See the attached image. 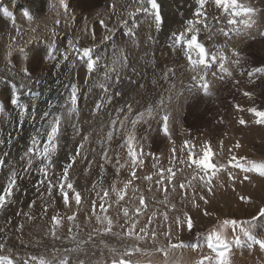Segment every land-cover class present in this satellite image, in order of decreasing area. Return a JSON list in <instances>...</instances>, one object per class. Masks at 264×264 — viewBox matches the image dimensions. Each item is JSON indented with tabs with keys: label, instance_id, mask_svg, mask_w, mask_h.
Masks as SVG:
<instances>
[{
	"label": "rangeland",
	"instance_id": "374dc122",
	"mask_svg": "<svg viewBox=\"0 0 264 264\" xmlns=\"http://www.w3.org/2000/svg\"><path fill=\"white\" fill-rule=\"evenodd\" d=\"M189 1L180 0L176 5L175 0H156L158 8L154 10L147 0H64L67 8L61 0H0V161L3 162L0 173L5 164H10L12 172L17 173L13 195L0 209V230L7 231L8 239L4 243V255L15 259L46 250L36 256L52 259L54 255L67 254L70 264L80 261L112 264L113 258L119 259V253L126 247L136 246L143 251L124 257L132 264H196L203 256H215L207 247L211 232L221 230L225 220H236L235 227L228 224L222 230L229 244L230 264H264V249L252 242V238L264 240L261 211L264 209V174H261L264 137L251 140L247 137L249 127H264V123L257 122L262 118L248 111L250 108L264 111V73L249 76L254 68L264 67V0H240L256 10L252 16L255 23L250 28L240 23L247 17H236V25H229L230 17L216 8L214 0L205 4L207 16L199 18L204 23L195 25L200 29L199 42L209 54L223 48L231 72V75L220 73L219 61L213 64L205 77L210 85L207 93L199 79L205 74L203 66L193 71L184 45L173 46L172 41L173 33L184 31L188 20L197 19L196 0L192 8L186 4ZM156 11L162 17L159 26L154 20ZM235 28L240 29L239 33L233 31ZM164 46L185 62V68L176 70L173 58L168 64H160ZM84 48L91 50L94 59L99 58L91 73L82 54ZM193 58H197L195 53ZM113 59L119 63L109 72ZM235 60L239 63L232 62ZM143 80L146 85H139ZM73 84L78 88L74 112L70 111L69 100ZM101 85L107 88V93ZM13 99L17 104L11 103ZM97 102L103 104L99 110ZM46 112L61 119L58 150L47 179L38 171V160L33 161L30 171H24L28 159L25 153L32 138L51 118L44 117ZM141 114L142 119L133 128L131 120ZM164 115L169 116L168 135L162 131ZM124 116L129 117L124 127L119 123L112 125L113 119L122 120ZM240 119L245 123L241 124ZM109 131L113 133L111 140L107 138ZM130 131L137 150L143 149L144 165L136 169L138 178L133 180L124 200L117 201L111 186L115 183L118 189L122 188L123 182L131 178L125 143ZM39 139L42 147L46 136ZM186 140L195 145L197 153L209 143L214 152L213 162L225 166L210 185L198 176L193 180V168L180 162L187 160V149L181 151ZM81 144V154L70 169V180L81 193L82 201L76 205L70 193V203L65 206L58 187L49 192L48 181L55 183L59 179L63 167L70 162L69 157L76 155ZM232 157H237L245 167L229 165ZM153 164L157 166L154 168ZM170 167L175 172L172 182L165 180L157 185L160 170L164 169L167 175ZM147 175H153L151 182L143 179ZM253 176L263 179L258 184L262 187L259 194L239 191L245 182H253ZM189 181L192 186H188ZM181 183L185 188H180ZM133 188L137 190L135 193ZM33 189L43 198L45 195L52 198L45 197L43 204L37 206L32 195L27 197ZM105 189L109 191L105 200L107 212L101 211V201L96 195L99 192L103 196ZM220 190H230L237 197L216 202L215 195ZM141 194L146 207L136 213V208L141 207ZM24 198L31 201L32 208L25 209L31 217L28 221L10 216ZM74 213L75 221H69L67 217ZM56 214L60 215L61 223L53 236L51 217ZM185 214L192 219L190 230ZM96 215L109 216L113 221L112 232L121 235L104 233L107 224L98 222ZM133 222L137 234L144 235L140 229L147 227L144 240L126 235ZM77 243H80L78 251L66 253ZM180 244L184 246L171 247ZM51 245L57 247L50 248ZM111 248L117 249V253H112Z\"/></svg>",
	"mask_w": 264,
	"mask_h": 264
},
{
	"label": "snow or ice",
	"instance_id": "6c2138e0",
	"mask_svg": "<svg viewBox=\"0 0 264 264\" xmlns=\"http://www.w3.org/2000/svg\"><path fill=\"white\" fill-rule=\"evenodd\" d=\"M207 2L208 0H196L198 7L195 9V16L197 17V19L188 20L187 21L188 27L184 31L180 33L172 34L173 46L181 45V44L184 45V48L186 49L185 54L187 56L189 64L192 67V70L196 71L200 66H203V70L205 74L200 75L199 79L203 82L202 87L205 93H207L210 88V85L205 78L207 74V70L211 68L212 65L215 64L217 61H219V64H218L219 72L226 73L227 75H231V72L226 66V62L228 61L229 57L225 54L223 48L218 47L217 51L209 54L205 45L199 42L200 29L196 28L195 25L204 23V21L199 18L207 16V13L204 11V7ZM147 3H149L151 5V8L154 10L158 8L156 0H147ZM61 4L65 8H67V5L64 4V0H61ZM214 4L216 8L222 9L223 12L227 14L228 17H230L227 20V23L229 25H236L237 20L235 18L241 17L242 15L247 17L246 19H243L240 21V23L245 28H250L255 23V21L252 19V16L254 15L256 10L251 6L241 3L240 0H214ZM25 15H27V13H25ZM154 20L157 26H159L162 23V17L158 11L155 12ZM101 24H103L102 21H101ZM205 27H207L206 24H205ZM220 31L225 36L228 35V32L225 31L224 29H220ZM233 31L239 33L240 29L235 28L233 29ZM129 33H131V30H129ZM189 33L191 34L190 36L188 35ZM193 53H195L197 58L195 59L193 58ZM82 54H83V57L87 58V65H86L87 71L91 73L96 68L97 61L99 58L94 59L92 57L91 50L88 48H84ZM233 54L236 56H239V53L236 52L235 50H233ZM232 62L237 63V64L239 63L238 60H235ZM118 63H119V60L113 59L112 61L113 68H109L108 71L109 72L114 71L115 65H117ZM124 66H126V61L124 63ZM253 73H264V67L254 68L252 72H249V76H252ZM213 75H215V73H213ZM106 76H107V72H106ZM101 87H104L105 92L107 93V88L104 85H101ZM77 92H78L77 86L75 84L71 85L69 100L72 105L70 111H73V112L76 111L77 104H78ZM245 95H249V94L245 93ZM108 99L110 100L111 97L109 96ZM11 103L17 104V101L13 99L11 100ZM102 107H103V104L101 102H97L96 104L97 110H99ZM237 108H239V105H237ZM128 111H131L130 106H129ZM248 111L255 113L257 117L262 118L257 121L258 123H264V111H259L256 108H250L248 109ZM44 117L45 118L51 117V118L47 119V123L43 125L42 129L38 130L37 135L32 138L31 146L27 149L25 153V156L28 159H27V167L24 169V171L25 172L30 171L33 161L38 160L39 161L38 171L42 173L47 179L49 176V169L51 168L52 163H53V157L58 150L61 119H60V116L55 115V114H50L48 112L44 113ZM138 119H142V114L139 115L137 119L131 120V124L133 128H135V125L137 124ZM168 119H169L168 115L163 116L164 124L162 127V131L164 132L165 135L169 134ZM128 120H129V117L124 116V119L120 120L119 118H116V119H113L111 123L113 126L119 123L120 127H124L125 122ZM239 122L241 124L245 123L243 119H240ZM41 136H46V139L43 141L42 147L40 146L41 141L39 139V137ZM112 136H113V133L109 131L107 134V138L111 140ZM85 139H87V137H85ZM125 143L127 147V155L129 158V161L126 163H130V167H131L130 177L131 178L123 182L122 188L118 189L115 183H113V185L111 186V191L115 193L117 197V201L124 200L125 195L127 194V190L129 189L130 185H132L133 180L138 178L136 169L141 168L144 165L143 149L140 148L139 151L137 150V145L135 143V137L131 131L128 132ZM237 147H239L238 144H237ZM82 148H83V144L79 145L77 148L76 155H72L69 157L70 162L67 163L63 167L62 175L59 177L58 180L55 181V183L51 180L48 181L49 192H51V190L54 187H58L65 206H68L70 203V193L72 194L71 198L74 199L76 205L79 206L82 201L81 193L76 190L74 183L70 180V169L73 167V164L76 161V156L81 154L80 150ZM185 148L187 149V153H188L187 160L185 161L184 159H181L180 162L187 163L189 167L193 168L195 172V175L193 176V180H195L198 176L200 181H203L206 185H210L212 178L215 177L217 173L225 167L222 164L218 166L216 163L213 162L214 152L211 148V145L209 143H205L201 149V152L197 153L194 150L195 145L192 144L191 141L186 140L184 141V145L181 151H183ZM173 153H175V149H173ZM104 157L105 159H107V151H105ZM2 163L3 162L0 161V164ZM228 164L233 167H237L241 169L245 167L244 164L239 162V159L237 157H232L228 161ZM253 165L254 167H256L254 162H253ZM123 166L124 165H121L120 167H123ZM156 166H157L156 164H153L154 168ZM118 172H119V168H117V173ZM166 172H167V175H165L164 169L160 170L159 179L156 180L157 185L164 184L165 180H167L168 182H172L175 176V172L173 171L171 167L168 168ZM261 174H264V172H262ZM153 175H147L143 177V179L151 182L153 180ZM16 184H17V173L13 171L11 173L9 180L7 181L6 186L3 188V191L0 192V209H3L5 205L8 203V201L10 200V198L12 197L13 189L16 187ZM179 186L182 189L185 188L184 183H181ZM188 186H192L191 181H189ZM93 187L95 189V185ZM208 190L211 191V187H209ZM132 191L135 193L137 190L133 188ZM164 191L165 193H167L168 191L167 187L164 188ZM96 195L100 198V201H101L99 205L101 211L107 212V209L105 208V200L106 198L109 197V191L105 189L103 191V196H100L99 192H97ZM201 199H203V197H201ZM139 204L141 207L136 208V213H140L142 210V207H146L145 197L143 196V194L139 196ZM95 206H96L95 201H93V214H95ZM261 211L264 212V209H262ZM205 214L207 215V213ZM25 215H28V214H25ZM124 215L126 217L128 216L127 208L124 209ZM185 215H186L187 227L190 230L193 226L192 219L191 217L187 216V214ZM165 218H167L166 214H165ZM67 219L69 221L74 222L76 219L75 213L71 216H68ZM96 219L101 224H104L106 222L107 227L103 229L104 233L106 234L111 233L112 235H115V236L121 235L120 233L112 232L113 221L109 216L96 215ZM51 220H52L51 234L55 236L56 226L61 223L60 215L59 214L53 215L51 217ZM149 223H151V218H149ZM228 224H231L235 227L237 224V221L236 220H225L223 224L221 225V230L212 231L208 237L207 247L211 249L212 252L215 253V256L214 257L211 255L203 256L200 260L196 262V264H230V260L228 258L229 244L223 238V234H222L223 228L226 227ZM22 227L23 226L21 225V228ZM77 227L79 226L77 225ZM135 227H136V224L135 222H133L131 227L127 229L126 235L129 237L135 236V239L137 240H144L145 237L148 235L147 227L140 229V233H143L144 235L137 234L135 232ZM96 231H99V230H96ZM151 236L154 238L156 236V232L153 231L151 233ZM72 238L75 239V236H73ZM89 239H91V237H89ZM252 242L254 244H258L261 249H264V240H256L255 238H252ZM81 243H84V242H81ZM183 246H184L183 244L171 245V247H183ZM79 248H80V243H77L75 248L66 250V253L78 251ZM4 249H5V244L0 242V253H2ZM110 251L112 253H117V249L115 248H111ZM140 251H143V249L136 247V246L126 247L122 253H119L120 255L119 259L113 258L112 264H132L130 259H125L124 257L130 256L133 253L140 252ZM158 251H163V249H158ZM165 255H167V253H165ZM0 264H70V257L69 255L65 254L62 257L54 255L52 259H45L44 257H37V256H29V257L17 256L14 259L10 255L0 254ZM79 264H83V261H80Z\"/></svg>",
	"mask_w": 264,
	"mask_h": 264
},
{
	"label": "bare ground",
	"instance_id": "6f19581e",
	"mask_svg": "<svg viewBox=\"0 0 264 264\" xmlns=\"http://www.w3.org/2000/svg\"><path fill=\"white\" fill-rule=\"evenodd\" d=\"M175 1H177V4L176 5H178V3H179V1L180 0H175ZM190 3H186V4H188V7L189 8H192V7H190V6H194V5H196V3L194 2V0H190L189 1ZM162 3V2H161ZM183 4V3H182ZM180 5V4H179ZM96 6V5H95ZM182 6V5H181ZM177 7V6H176ZM187 7V8H188ZM196 7V6H195ZM194 10V9H193ZM176 12V11H175ZM191 13V12H190ZM187 16V15H186ZM264 16V15H263ZM173 19V18H172ZM2 26V25H1ZM11 31V30H10ZM4 44V43H3ZM164 48V53H163V55L160 57V60H161V65H165V64H168L169 62H171V60H172V58L176 61V62H173V65L176 67L175 69L177 70V69H181V68H185V62L180 58V57H174L173 56V53L168 49L169 47H167V46H164L163 47ZM2 49H4V48H2ZM160 51V50H159ZM138 54V53H137ZM106 57V56H105ZM132 59V58H131ZM133 60V59H132ZM137 61V60H136ZM188 65V64H187ZM141 81V80H140ZM138 84L140 85H142V86H145L146 85V81L145 80H143L142 82H138ZM142 94H143V92H142ZM139 96V95H138ZM144 96V95H143ZM142 97V96H141ZM247 137H248V139L249 140H251V139H253V138H255V137H259V136H263L264 137V127L262 128V127H260V125L259 126H256V125H253V126H251V127H249V129H248V131H247ZM7 159V158H6ZM17 162V161H16ZM12 167H11V165L9 164H5V166L2 168V172L0 173V190L3 188L2 187V185L4 186V184H5V182L8 180V176L11 174V172H12ZM20 170V169H19ZM54 171V170H53ZM263 179H261V178H257V177H255V176H253V182H245L244 184H243V186L241 187V189L239 190V191H241V192H243V193H247L248 192V194L249 195H253V196H256L257 194H259V188H260V190H261V186L260 185H258V184H260V182L262 181ZM259 182V183H258ZM258 185V186H257ZM2 187V188H1ZM38 187V186H37ZM29 188V187H28ZM25 189H26V187H25ZM232 189V188H231ZM20 191V190H19ZM39 191V190H38ZM15 192V191H14ZM235 193H237L238 194V192H235ZM53 194V193H52ZM31 195H32V197L34 198H32L33 199V201H34V203L35 204H37V206H41L42 204H43V199L46 197V195H45V197L43 198L40 194H38L34 189H33V191H31L28 195H27V197H31ZM48 196V195H47ZM50 196V195H49ZM26 197V198H27ZM234 197H237V196H235V194L232 192V191H230V190H223V191H221L220 190V192L217 194V195H215V201L216 202H218L219 200H222L223 198H234ZM46 198H48V197H46ZM50 198H52V197H50ZM50 198H48V200H50ZM45 200V199H44ZM47 200V201H48ZM29 202V203H28ZM214 202V201H213ZM228 202L229 201H227V204H228ZM230 203V202H229ZM30 204H31V201H30V199H23V203H18V205H16L15 207H14V209H13V212H12V215L10 214V216L11 217H17V219L19 220V219H21L22 221H28L29 220V216L28 215H25V214H27L28 213V211H27V213H26V211H25V209H26V207L27 208H30L31 206H30ZM47 204V203H46ZM213 204V203H212ZM235 204V203H234ZM26 205V206H25ZM216 205H218V204H216ZM216 205H213L214 207L216 206ZM13 207V206H12ZM239 207V206H238ZM32 208V207H31ZM40 209V208H39ZM18 211H19V213H18ZM39 211V210H38ZM29 214V213H28ZM1 219V218H0ZM16 219V218H15ZM24 219V220H23ZM2 222H3V220H1ZM5 223V222H4ZM11 224V223H10ZM6 239H7V231L5 230V232L4 231H2V230H0V242H2V243H5V241H6ZM8 240V239H7ZM7 242V241H6ZM14 243V242H13ZM10 244V243H9ZM54 246V245H53ZM52 245H51V247L50 248H56L55 246L53 247ZM19 248V247H18ZM29 248V247H28ZM27 248V249H28ZM25 249V248H24ZM42 249V248H41ZM45 249V248H44ZM47 249V248H46ZM9 250V249H8ZM11 250H12V248H11ZM14 250V249H13ZM4 251H5V249L3 250V252L2 253H0V254H3L4 253ZM18 251V250H17ZM27 251V250H26ZM46 250H41V251H34V254H35V256L36 255H42L44 252H45ZM50 251V250H49ZM62 251V250H61ZM61 251H60V253H61ZM21 252V251H20ZM53 252V251H52ZM65 252V251H64ZM47 253V252H46ZM45 253V254H46ZM54 254V253H53ZM30 255V254H29Z\"/></svg>",
	"mask_w": 264,
	"mask_h": 264
}]
</instances>
